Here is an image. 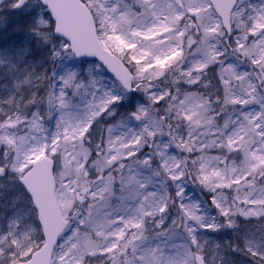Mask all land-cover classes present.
Masks as SVG:
<instances>
[{
	"label": "snow or ice",
	"instance_id": "obj_1",
	"mask_svg": "<svg viewBox=\"0 0 264 264\" xmlns=\"http://www.w3.org/2000/svg\"><path fill=\"white\" fill-rule=\"evenodd\" d=\"M17 16L0 264H264V0H0Z\"/></svg>",
	"mask_w": 264,
	"mask_h": 264
},
{
	"label": "rangeland",
	"instance_id": "obj_2",
	"mask_svg": "<svg viewBox=\"0 0 264 264\" xmlns=\"http://www.w3.org/2000/svg\"><path fill=\"white\" fill-rule=\"evenodd\" d=\"M20 17H6L5 19H0V44L7 41L8 43L16 42L23 38V34L15 31L14 29L17 26ZM4 93L0 91V97H3ZM103 125H101V128ZM210 155H217L218 152L216 150H212ZM189 195L196 193L199 195L201 199L207 200L209 196L204 195L200 192L199 187H196L192 184H189ZM243 220V218H238V222ZM205 239H210L213 243H221V242H228L229 240L234 239V234L230 230H224L220 233H212L206 232L204 233ZM230 258L233 261V264H253L252 258L250 256H246L243 253H232Z\"/></svg>",
	"mask_w": 264,
	"mask_h": 264
},
{
	"label": "trees",
	"instance_id": "obj_3",
	"mask_svg": "<svg viewBox=\"0 0 264 264\" xmlns=\"http://www.w3.org/2000/svg\"><path fill=\"white\" fill-rule=\"evenodd\" d=\"M103 127V126H102Z\"/></svg>",
	"mask_w": 264,
	"mask_h": 264
},
{
	"label": "water",
	"instance_id": "obj_4",
	"mask_svg": "<svg viewBox=\"0 0 264 264\" xmlns=\"http://www.w3.org/2000/svg\"><path fill=\"white\" fill-rule=\"evenodd\" d=\"M111 74V73H110Z\"/></svg>",
	"mask_w": 264,
	"mask_h": 264
}]
</instances>
